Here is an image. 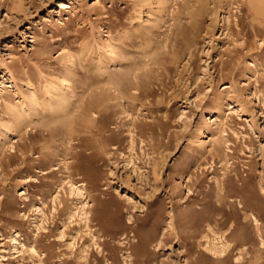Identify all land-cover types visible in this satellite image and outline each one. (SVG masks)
<instances>
[{
	"label": "rangeland",
	"instance_id": "rangeland-1",
	"mask_svg": "<svg viewBox=\"0 0 264 264\" xmlns=\"http://www.w3.org/2000/svg\"><path fill=\"white\" fill-rule=\"evenodd\" d=\"M249 5L0 0V264H264Z\"/></svg>",
	"mask_w": 264,
	"mask_h": 264
},
{
	"label": "bare ground",
	"instance_id": "bare-ground-1",
	"mask_svg": "<svg viewBox=\"0 0 264 264\" xmlns=\"http://www.w3.org/2000/svg\"><path fill=\"white\" fill-rule=\"evenodd\" d=\"M249 1V6H250V9L251 10H253L254 12H253V14L255 13V15H259V16H264V0H248ZM67 89H69V88H67ZM89 90H91V88L89 87L88 88ZM67 91V90H66ZM69 91L70 92H72V90H70L69 89ZM87 91V90H86ZM102 91V90H101ZM62 92H63V90H62ZM89 92V91H88ZM91 92H92V90H91ZM65 96V95H64ZM63 96V94L62 93H60V94H58V96H57V99L56 100H53L52 98V100L53 101H51L50 99H49V101H50V106L52 107V108H54L53 110H54V112H56V113H58L59 111L61 112L62 111V113H63V117L64 118H67V117H69L72 113H74V111H76L77 109L79 110H84L85 109V105H82V102H83V98H84V96H83V94H81V96H80V99H79V103H81L80 104V106H75L74 105V103L72 102V100L70 101V97L68 98L69 100H67L66 99V97L67 96H65L64 97ZM55 99V98H54ZM35 100L36 99H33V102H32V109L34 108V106L33 105H35ZM73 101H74V99H73ZM36 102H37V100H36ZM77 102V101H76ZM95 102H96V100H95ZM84 103V102H83ZM37 104V103H36ZM78 105V104H77ZM37 106V105H36ZM51 108V109H52ZM31 109V110H32ZM55 109H57L58 110V112H57V110L55 111ZM29 110V109H28ZM30 110V111H31ZM33 111H36V110H33ZM50 113L52 112V110L51 111H49ZM53 112V113H54ZM59 112V113H60ZM37 113V112H36ZM35 113V114H36ZM53 113H51V115L53 114ZM50 115V116H51ZM57 115V114H56ZM60 115V114H59ZM54 116V115H53ZM52 117V116H51ZM52 119V118H51ZM58 119V118H57ZM41 123H43L42 121H40ZM49 124V123H48ZM14 126V125H13ZM48 126V125H47ZM46 126V127H47ZM16 127H18V125L16 124ZM45 129H47V128H45ZM50 133H52V131H49ZM205 145V144H204ZM203 145V146H204ZM83 189L84 188H80V187H77L76 188V190L78 191V193H79V195H81L83 192ZM77 193V192H76ZM87 205V203L85 202V203H83V205H82V209L85 207ZM96 212V211H95ZM87 212H85L84 211V216H85V218H87L86 217V214ZM88 214V213H87ZM86 222V221H85Z\"/></svg>",
	"mask_w": 264,
	"mask_h": 264
}]
</instances>
